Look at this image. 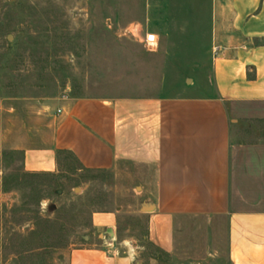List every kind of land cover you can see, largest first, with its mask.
Wrapping results in <instances>:
<instances>
[{
	"label": "crops",
	"instance_id": "obj_1",
	"mask_svg": "<svg viewBox=\"0 0 264 264\" xmlns=\"http://www.w3.org/2000/svg\"><path fill=\"white\" fill-rule=\"evenodd\" d=\"M179 2L192 15L168 19L166 36L186 27L177 31L193 51L160 53L164 66L143 67L129 94L0 99V212L16 202L4 180L18 157L23 173L58 177L71 156L77 171L110 172L125 189V205L95 212L63 264H176L190 225L217 244L225 235L228 264H264V0H149ZM161 74L191 78L169 96ZM125 214L147 220L144 239L163 255L121 239Z\"/></svg>",
	"mask_w": 264,
	"mask_h": 264
},
{
	"label": "rangeland",
	"instance_id": "obj_2",
	"mask_svg": "<svg viewBox=\"0 0 264 264\" xmlns=\"http://www.w3.org/2000/svg\"><path fill=\"white\" fill-rule=\"evenodd\" d=\"M191 8L183 2L155 8L149 0H0V99L24 107L66 94H129L127 86L147 77L143 67L164 66L160 53L193 51L188 37L177 31L186 27H175V42L166 36L167 20L178 26L191 17ZM127 30L139 31V43ZM152 31L160 41L155 53L141 43ZM159 77L161 88L169 80L164 93L178 96L181 81L191 75ZM19 159L7 174L16 202L0 212V264H63L64 253L90 234L95 212L125 205V189L110 172L77 171L69 156L58 177L25 178ZM146 233L147 220L122 216L121 239L133 236L142 243ZM215 240L190 225L183 260L176 264H228L225 235L218 244Z\"/></svg>",
	"mask_w": 264,
	"mask_h": 264
},
{
	"label": "built area",
	"instance_id": "obj_3",
	"mask_svg": "<svg viewBox=\"0 0 264 264\" xmlns=\"http://www.w3.org/2000/svg\"><path fill=\"white\" fill-rule=\"evenodd\" d=\"M138 34H134L133 32H130L129 30H127L126 33H128L129 35L133 36V37H137L139 35V31H137ZM142 45H144L145 49L148 52L151 53H155L159 50L160 47V41H159V37L157 34L155 33H147L144 38L141 40Z\"/></svg>",
	"mask_w": 264,
	"mask_h": 264
},
{
	"label": "trees",
	"instance_id": "obj_4",
	"mask_svg": "<svg viewBox=\"0 0 264 264\" xmlns=\"http://www.w3.org/2000/svg\"><path fill=\"white\" fill-rule=\"evenodd\" d=\"M5 157H6V155H5ZM23 177H25V178H34V177H39L38 175H29V174H25L24 173V176ZM14 179H16V181H17V183H19L18 181H19V179H21L19 176L17 177V178H14ZM15 181V182H16ZM17 186H19V185H17ZM10 187H9V182H8V179L7 178H5V180H4V190H5V192H9L10 191ZM142 243L144 244V245H147L149 248H154V249H156V252L158 253V254H160V255H163V253L160 251V250H158L157 248H155L148 240H143L142 241Z\"/></svg>",
	"mask_w": 264,
	"mask_h": 264
},
{
	"label": "water",
	"instance_id": "obj_5",
	"mask_svg": "<svg viewBox=\"0 0 264 264\" xmlns=\"http://www.w3.org/2000/svg\"><path fill=\"white\" fill-rule=\"evenodd\" d=\"M146 211H147V210H146ZM146 211H145V212H146Z\"/></svg>",
	"mask_w": 264,
	"mask_h": 264
}]
</instances>
